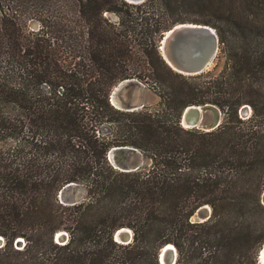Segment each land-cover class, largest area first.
<instances>
[{
	"label": "trees",
	"instance_id": "1",
	"mask_svg": "<svg viewBox=\"0 0 264 264\" xmlns=\"http://www.w3.org/2000/svg\"><path fill=\"white\" fill-rule=\"evenodd\" d=\"M181 22L215 30L217 73L183 75L161 59L158 39ZM129 78L157 95L154 106L111 104ZM204 103L223 114L217 127L179 125L183 107ZM114 146L149 164L114 168ZM71 182L86 197L64 204ZM263 187L264 0H0V264H158L165 243L174 264H256ZM204 204L209 217L191 222ZM120 227L127 244L113 239Z\"/></svg>",
	"mask_w": 264,
	"mask_h": 264
},
{
	"label": "water",
	"instance_id": "2",
	"mask_svg": "<svg viewBox=\"0 0 264 264\" xmlns=\"http://www.w3.org/2000/svg\"><path fill=\"white\" fill-rule=\"evenodd\" d=\"M125 1L136 4L143 0ZM218 47L219 42L215 30L206 24L193 22L173 24L162 33L157 42V49L161 59L173 71L183 75H194L207 71ZM139 85L141 83L134 78L119 81L111 90L109 96L111 104L121 110H135L144 106L142 102L124 101L118 97V93L121 90L128 87L136 88ZM249 113L250 108L247 104L241 105L238 109V114L242 118L247 117ZM221 117V111L213 104L186 105L179 114L178 123L183 128H195L207 131L217 127L222 121ZM137 153L138 151L130 146H114L108 151L107 159L114 168L120 171H132L139 167ZM71 185H73V182L63 186L59 190V195L62 196L64 190ZM259 202L264 206V187L259 193ZM74 203H76L75 200L69 202V204ZM209 213V207L207 205H201L194 210L192 217L196 222H201L209 217ZM125 229L128 228L120 227L114 231V241L127 244L131 240V230L128 229L129 233H127ZM59 232L55 234L56 238L63 233V231ZM21 241H23L21 238H17L14 243L20 245ZM0 243L3 244V238L1 236ZM166 244L169 245V248H165V251L162 252V247L164 248ZM175 255L176 252L173 245L165 243L158 250V264H174ZM256 264H264V244L256 252Z\"/></svg>",
	"mask_w": 264,
	"mask_h": 264
},
{
	"label": "rangeland",
	"instance_id": "3",
	"mask_svg": "<svg viewBox=\"0 0 264 264\" xmlns=\"http://www.w3.org/2000/svg\"><path fill=\"white\" fill-rule=\"evenodd\" d=\"M105 15L111 21H116L118 19V16L114 12H105ZM195 16H196L195 13L190 11V10H184V12H182L183 18H193ZM27 27L29 30H37L40 27V24L36 19L31 18L27 22ZM223 62H224V54H223L222 49L219 46L212 62L209 64L208 70L205 72H207L208 74L217 73L220 70V68L222 67ZM118 97H120V99H122L124 101L135 102L138 100V102H142L144 104V106H154L158 100L157 95L154 94L151 90H149L142 83H141V85H139V87H136V88H129L128 87V88L121 90L118 93ZM221 118L223 119V114H222ZM137 155H138V159H139V167L140 168L146 167L149 164V159L144 157L139 152L137 153ZM86 193H87V190H86V186L84 184L73 182V185L67 187L64 190V192L62 193V196H60L58 193V199H59V201H62V203H64V204H69V202L73 201V200H75V202L78 203V202L85 199ZM204 205H206V204H204ZM209 209H210V207H209ZM192 216H193V213L189 217V220L191 222H196ZM62 231H63L62 235H60L58 238H56V236H54V240H56V242L59 244H64L68 240V233L64 230H62ZM64 232H66V234H64ZM18 238H21V237H18ZM21 239L23 240V238H21ZM23 244H24V240L21 241L20 245L14 244V246L17 248H21L23 246ZM0 245H2V243H0ZM175 258H176V255H175ZM255 263H256V261H255Z\"/></svg>",
	"mask_w": 264,
	"mask_h": 264
},
{
	"label": "bare ground",
	"instance_id": "4",
	"mask_svg": "<svg viewBox=\"0 0 264 264\" xmlns=\"http://www.w3.org/2000/svg\"><path fill=\"white\" fill-rule=\"evenodd\" d=\"M131 98V97H130ZM135 98V97H134ZM134 100V99H133ZM113 101H114V103H115V100H114V98H113ZM138 101V100H137ZM125 231L127 232V233H129V230L128 229H125ZM60 233V232H59ZM165 248L167 249V248H169V245L168 244H166L165 246H164V248L162 247V252H164L165 251ZM161 252V253H162ZM163 262H165V261H163Z\"/></svg>",
	"mask_w": 264,
	"mask_h": 264
}]
</instances>
